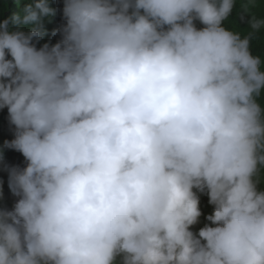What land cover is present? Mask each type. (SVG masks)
<instances>
[{
	"label": "clouds",
	"instance_id": "obj_1",
	"mask_svg": "<svg viewBox=\"0 0 264 264\" xmlns=\"http://www.w3.org/2000/svg\"><path fill=\"white\" fill-rule=\"evenodd\" d=\"M57 1L0 10V264H264V0Z\"/></svg>",
	"mask_w": 264,
	"mask_h": 264
},
{
	"label": "trees",
	"instance_id": "obj_2",
	"mask_svg": "<svg viewBox=\"0 0 264 264\" xmlns=\"http://www.w3.org/2000/svg\"><path fill=\"white\" fill-rule=\"evenodd\" d=\"M9 1L10 0H0V10L2 11V8H5V7H9ZM53 5H55L56 7H58L59 9H62L63 7V0H58L57 2L53 3ZM62 11V10H61ZM13 138V134H11L8 138V140H11ZM13 150L12 149H8L6 148V154H10L12 153Z\"/></svg>",
	"mask_w": 264,
	"mask_h": 264
}]
</instances>
